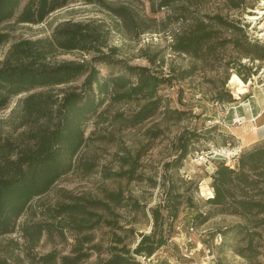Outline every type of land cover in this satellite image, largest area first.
Returning a JSON list of instances; mask_svg holds the SVG:
<instances>
[{
	"label": "rangeland",
	"instance_id": "374dc122",
	"mask_svg": "<svg viewBox=\"0 0 264 264\" xmlns=\"http://www.w3.org/2000/svg\"><path fill=\"white\" fill-rule=\"evenodd\" d=\"M106 1L113 7L128 6L136 21L146 22L148 30L136 36L124 31L118 18L106 9L75 0L39 25H18L14 19L0 26L10 33V42L0 48V62L15 42L48 41L64 22L96 21L110 30L108 46L118 49L115 54L104 49L111 65L95 64L102 77L124 75L126 67H147L160 78L169 79L173 75L176 80L161 83L157 90L159 111L135 127L124 122L125 118L116 116L122 113L128 118L138 112L147 100L135 97L113 103L105 98L99 112L101 116L88 121L84 127L86 141L74 160L73 170L48 193L32 202L30 211L19 219L16 233L0 237V259H8L10 264H40L41 257L50 253H56L58 257L71 255L75 242L70 233L66 234L64 242L58 237L51 241L45 236L34 248L26 244L22 236V227L26 223L46 219L45 210L65 201L66 195L98 200L105 191L122 189L125 195H132L148 207H154L163 203L165 191L174 184L182 197L177 218L163 225L168 244L150 259L138 257L140 264H148L149 260L154 264H264V238H255L256 258L248 260L239 255L237 239L231 229L243 223L242 220L222 215L208 203L211 199L208 193L213 191L211 176L217 167L223 162L235 167L243 151L264 141V136L259 133V129L264 128V61L246 57L248 43L264 45V15H259L264 9V0H245L239 9L227 7V0H209L199 8L189 10L183 17L169 9L158 10L159 0ZM216 15L227 22V25L213 24L222 39L230 41L233 38L229 25L242 28L240 36L245 35L246 40H240L239 48L235 49L229 42L217 49L216 57H207L204 49L200 59L172 50L175 35L185 31L194 19L207 24V17ZM253 17L259 19H250ZM140 31L142 28L138 33ZM96 55L78 51L59 52L49 57L47 62H90ZM184 71L191 73L180 79ZM234 76L247 86V92L239 97L235 95L237 86L232 83ZM83 81L80 79L68 86L32 93L42 91L62 97L63 89H80ZM28 95L13 98L9 106L0 111V133L16 143L25 131L20 103ZM177 112L187 114L179 121L169 115L165 117V113ZM195 133L200 137L192 136ZM182 136L191 138L189 154L178 167H168L177 158L178 140ZM127 157L139 158L133 176L128 173L129 165L121 161ZM87 165L92 169H85ZM188 200L195 207L193 211L189 209ZM120 213L126 216V212ZM202 214L209 215L204 223L194 218V215ZM137 219L139 223L128 226L137 231L132 248L136 247L141 234L152 232L151 220H144L140 214ZM94 234V243L102 240L103 231L98 230ZM239 245L245 247L244 242ZM208 249L213 250L214 260L206 259ZM91 252L92 257L82 264L96 263L97 255ZM101 257L108 256L103 254Z\"/></svg>",
	"mask_w": 264,
	"mask_h": 264
},
{
	"label": "trees",
	"instance_id": "16d2710c",
	"mask_svg": "<svg viewBox=\"0 0 264 264\" xmlns=\"http://www.w3.org/2000/svg\"><path fill=\"white\" fill-rule=\"evenodd\" d=\"M74 1L0 0V26L14 19L18 25H39ZM80 1L106 9L118 18L124 31L135 33L136 36L149 28L145 21H136L135 15L126 5L113 7L106 0ZM207 1L159 0L158 10L169 9L182 16ZM244 1L227 0L226 4L232 9H239ZM207 18V24L196 18L192 25H187L185 31L175 35L172 50L200 59L205 49L207 57H216L219 47L232 42L237 49L240 40H246L245 35L240 36L242 28L233 24L229 25L233 38L230 41L222 39L213 24L219 22L227 25L225 19L220 15ZM140 28L142 31L138 33ZM109 35L110 30L105 24L68 21L60 24L48 41L15 42L0 62V111L5 110L13 98L29 93L20 103L25 131L17 143L0 133V237L16 233L19 219L30 211L32 202L48 193L63 176L73 170L74 160L86 141L84 127L88 121L101 116L99 112L105 98L113 103L135 97L147 100L138 112L128 118L122 113L116 116L125 118L124 122L135 127L159 111L157 90L161 83L176 80L173 75L169 79L160 78L147 67H126L124 75L102 77L95 64H112L104 49H109L112 54L118 51L108 46ZM9 42L8 30L0 29V48ZM75 51L97 55L90 62H47L49 57L59 52ZM246 57L264 61V45L248 43ZM150 62L154 63L153 60ZM190 73L184 71L180 79ZM80 79H84L80 89H63L62 97L42 91L32 93L68 86ZM243 80L247 81L246 78ZM186 114L165 113V117L169 115L171 119L179 121ZM192 136L200 137L197 133ZM190 140L189 137H180L177 158L168 167H178L188 156ZM138 159L127 157L121 160L123 164L129 165L130 176L138 168ZM85 169L89 171L92 167L87 165ZM211 179L214 197L208 203L218 213L242 220L243 223L231 229L237 239L236 251L248 260L256 258L258 251L254 245L255 238H264V141L243 151L235 167L221 163ZM176 189L174 184L169 185L163 203L154 207H148L132 195H125L122 189L105 191L98 200L66 195L65 201L45 210L46 219L26 223L22 227V236L26 244L33 248L45 236L51 241L58 237L61 242L67 240V233L73 237L75 244L71 255L58 257L56 253H50L41 257L40 264H82L92 257L91 251L97 255L95 264H140L138 257L150 259L168 244L169 238L164 235L163 225L178 216L182 195ZM188 204L190 211H193L195 207L191 200H188ZM121 211L126 212V216ZM139 214L144 220H151L152 232L149 235L141 234L136 247L132 248L137 231L128 226L139 223ZM194 218L204 223L209 215H194ZM98 230L103 231V238L94 243V233ZM242 242L245 247L239 245ZM15 245L18 246V243ZM103 254L108 257L102 258ZM0 264L10 263L8 259H0Z\"/></svg>",
	"mask_w": 264,
	"mask_h": 264
},
{
	"label": "bare ground",
	"instance_id": "6f19581e",
	"mask_svg": "<svg viewBox=\"0 0 264 264\" xmlns=\"http://www.w3.org/2000/svg\"><path fill=\"white\" fill-rule=\"evenodd\" d=\"M259 13H260L259 15H264V9L262 11H260ZM250 19L257 20V19H259V17H253ZM232 83H235L237 86L236 91H235V95L237 97H239L240 95H243L247 92V86L237 76L233 77ZM259 133H260V136H264V128L259 129ZM208 195L210 196V198H213L214 197L213 191L210 190Z\"/></svg>",
	"mask_w": 264,
	"mask_h": 264
},
{
	"label": "built area",
	"instance_id": "2783aa9c",
	"mask_svg": "<svg viewBox=\"0 0 264 264\" xmlns=\"http://www.w3.org/2000/svg\"><path fill=\"white\" fill-rule=\"evenodd\" d=\"M214 256H213V250H210V249H208L207 250V257H206V259L207 260H214Z\"/></svg>",
	"mask_w": 264,
	"mask_h": 264
},
{
	"label": "water",
	"instance_id": "95a60500",
	"mask_svg": "<svg viewBox=\"0 0 264 264\" xmlns=\"http://www.w3.org/2000/svg\"><path fill=\"white\" fill-rule=\"evenodd\" d=\"M148 264H154L152 261L149 260Z\"/></svg>",
	"mask_w": 264,
	"mask_h": 264
},
{
	"label": "crops",
	"instance_id": "0c3cea01",
	"mask_svg": "<svg viewBox=\"0 0 264 264\" xmlns=\"http://www.w3.org/2000/svg\"><path fill=\"white\" fill-rule=\"evenodd\" d=\"M260 114H257V116H259ZM235 136V135H234Z\"/></svg>",
	"mask_w": 264,
	"mask_h": 264
}]
</instances>
